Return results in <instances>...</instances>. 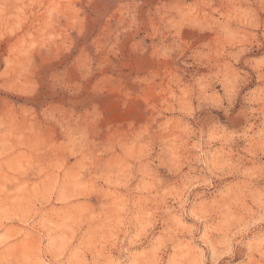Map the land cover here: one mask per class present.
Masks as SVG:
<instances>
[{"label":"clouds","instance_id":"1","mask_svg":"<svg viewBox=\"0 0 264 264\" xmlns=\"http://www.w3.org/2000/svg\"><path fill=\"white\" fill-rule=\"evenodd\" d=\"M0 264H264V0H0Z\"/></svg>","mask_w":264,"mask_h":264}]
</instances>
